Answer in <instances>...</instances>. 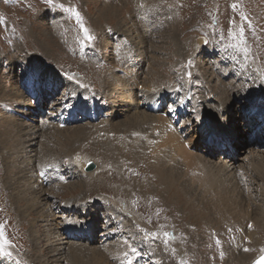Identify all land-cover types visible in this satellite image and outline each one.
I'll use <instances>...</instances> for the list:
<instances>
[{"label":"rangeland","instance_id":"1","mask_svg":"<svg viewBox=\"0 0 264 264\" xmlns=\"http://www.w3.org/2000/svg\"><path fill=\"white\" fill-rule=\"evenodd\" d=\"M140 8L144 9L146 16L157 27L156 32L150 36L142 35L144 32L139 22ZM255 9L256 14H259L258 19L261 20V16H264V0H0V120L4 119V122H0V232L3 233L0 236V264H37V258H31L33 234L31 237L30 223L35 221L34 231L41 236L47 227L51 226V222H43L44 217L54 219L50 218L53 217L50 208L56 217L61 218L68 202L73 204L81 201L87 203V216L95 217L99 231L93 241L83 238L81 233L76 232L77 236H73L75 240L72 243L80 248L75 252V255L79 253L77 264H181V260L186 256L187 264H252L263 256L264 240H256L255 235L245 237L246 235L241 234L228 240H220V229H217L219 217L210 214L211 219L207 213L202 212L201 209L206 210L204 204L197 202V196L191 198L190 193L186 191L188 187L181 185L175 196L167 189L166 183L161 184L163 178L176 181L172 177V170V176H166L164 172L157 176V172L153 173L157 165L153 164L151 167V163L135 156L131 148L124 149L125 145L121 140L126 139L125 135L118 132L116 126L102 122L106 121L107 116L99 113L100 120L98 115L92 119L89 114L84 117V111L77 110L83 108L86 113H92V109L106 112V108L112 106L111 84L113 79H120L117 77L119 71L125 69L124 55L139 56L140 65L146 71L153 57L160 65L166 66L164 72L153 76L156 82L154 86L157 88L169 86L171 82L175 84V79L182 73L183 67L187 70L186 77L191 78L194 67L191 62L188 63V58L195 53L193 44L196 43L199 47L201 42L198 38L201 37L205 38L207 43L202 44L204 49L200 53L203 50L210 53L216 59L213 64H218L215 68L219 72L222 69V73H225L229 64H233L237 58H242V54L245 60L248 56L252 57L245 63L250 64L255 78L264 88V20L256 19L253 12ZM232 16L234 17L231 18ZM81 25L88 29L93 37L91 41L84 39ZM128 36L135 37L134 42L133 38L127 40ZM121 41H125V44L122 51H119L118 43ZM135 44L143 48L136 49ZM183 45H187L188 51L178 57L177 54ZM140 51L144 53L142 56ZM102 57H107L108 64ZM30 59H34L33 66ZM39 66L42 70L37 71ZM172 67L177 73L171 74ZM47 71L60 76L67 87L75 88V92L67 98L62 95L65 99L60 97L63 105L65 103L62 106V120L51 119L52 125L58 126L57 129H42L41 133L36 135L38 140L33 142L35 146L32 144L29 151L14 150L12 154L16 140L13 138L14 131L6 120L13 124L15 130L23 121L15 119L13 115H7L2 110L15 107L19 112L24 105L29 108L37 107L42 98L41 102L44 99L48 102L44 115L49 116L51 100L57 97L59 91L56 94L48 92L47 88H53L54 80L47 83L44 75ZM134 73L137 77L138 69L129 74ZM231 74L233 78L238 77L234 72ZM227 76L229 78V73ZM127 77L128 74L123 73L121 79L125 81ZM14 84L18 90L11 91ZM124 86L120 87L124 89ZM185 90L179 89V92ZM60 92H63V88ZM83 95H88V99L93 97V102L83 100ZM241 102L245 101L240 100L239 103ZM41 110L45 112L43 108ZM178 120L180 121V117ZM205 121L199 129L201 133L213 128L212 121ZM174 122L176 124V121ZM238 126L237 130L240 131L242 127ZM74 130L80 133L75 135ZM248 146L247 144L246 147ZM243 148L240 152H243ZM244 153L242 155H245ZM166 156L171 159L167 154L154 157L162 160L166 159ZM89 163L97 164L98 169L92 174H85L84 168ZM159 164L166 163L159 161ZM31 167L37 173L38 169L46 167V170L41 171H46L54 184L46 191L45 201L49 206L45 205L48 208L43 211L50 214L48 213V217L47 214L41 217L32 212L27 216L29 222L23 220L17 211L18 205L12 196V185L17 183V174L20 171L19 175L23 177L25 170L28 173V168ZM88 175L91 177L88 178ZM41 176L39 175L41 183H38L48 186ZM15 177V180L10 181ZM85 182L87 184L84 197H81L80 191L70 190L71 184L81 186ZM114 199L120 204L117 214L125 208L132 215V219L137 220V226L132 225L135 229L127 238L119 235L114 237L111 247L101 244L100 239L104 238L108 229H113L112 226L107 228L106 222L113 223L114 216L103 212L113 208ZM211 208L220 216L221 213L217 211L220 208L215 205ZM249 210L245 212V219L241 213L237 218L257 225L259 233L264 236V231L260 232L258 228L264 227L253 219V209ZM39 217L43 218L42 221ZM227 219L235 221L234 216ZM66 221L72 224L70 226L76 225L73 218ZM50 230L54 232L50 238H60L57 232ZM242 231L249 232V226ZM61 233L65 239H61L62 241H70L64 236L63 230ZM165 233L169 234L168 237H165ZM136 238H139V241ZM5 240L7 244L4 243ZM91 244L93 249L89 251L87 247ZM82 245L87 247L81 248ZM157 246H162L164 250H159ZM63 247L57 246L56 255L61 256L59 258L62 260L59 261L61 264H74L71 258H67L68 248ZM104 247H107L106 251ZM170 248L175 250L176 258ZM43 256L51 264L52 256L47 252Z\"/></svg>","mask_w":264,"mask_h":264},{"label":"bare ground","instance_id":"2","mask_svg":"<svg viewBox=\"0 0 264 264\" xmlns=\"http://www.w3.org/2000/svg\"><path fill=\"white\" fill-rule=\"evenodd\" d=\"M139 12L141 13L139 16L140 26L144 32L142 35H152V33L156 32L157 27L146 16L144 9L140 8ZM253 12L255 13L257 20H264V16H261V20L258 19L257 15L259 14H256V9L253 10ZM233 17L234 16L231 18ZM126 31L128 30L126 29ZM131 38H133L134 42L135 37L132 36H128L127 40L130 41ZM199 39L201 46L199 45V47H197L196 43L193 44L192 48L195 53L191 51L193 54H191L192 56H189L188 58V63L191 62V65L194 67L191 71V78L186 77L187 70L183 67L182 73L178 74V78L175 79V84L171 82L169 86H161L157 88V86H154L156 82H154L153 76L164 72V67L166 66L160 65V63L153 57L150 62V66L146 71L145 69H142L140 65L139 56H135V58L131 56V54L130 57L128 55L127 58L124 55L125 69H121L122 71H119L120 73L117 77H120V79H113L114 81L111 84L112 95H110L112 96V106L109 105L106 108V112L92 109V113H86V110H83V108H81V110H77L84 111L82 112L84 117L89 114L92 119L97 115L99 116V113L107 116L108 118L106 121L102 122H108L109 125L116 126L117 131L125 135L126 139L121 140L124 142V149L126 150L127 148H131V151H134L135 156L145 162L151 163V167L153 164L157 165L155 166L153 172H157V176L160 172H164L166 176H172V170L174 175L172 177L175 178L176 181L163 178L161 179V184L166 183L167 189L174 193L175 196L177 195L181 185H183L184 188L188 187L186 191L190 193L191 198L197 196V202L204 204V208L206 210L201 209L202 212L204 211L207 213L209 217H211V215L219 217L217 229H220L219 234L222 238L220 240H228L242 234L246 235L245 237H253L255 235L256 240L263 241L264 236L259 233L257 225L254 226L250 223L240 221L237 217L241 216V213L245 219V212L250 211L249 209H253V219H256V222L262 224L264 227V88L260 86V83L255 78L252 68L249 66L250 64L247 65L245 63L246 61L252 59V57L248 56V59L245 60L242 54V58H237L234 60L233 64H229L225 73H222V69H220V73L219 70H216L215 68L218 64H213L216 59H214L210 53H207L206 50H203V52L200 53V51L204 49L202 44L204 45V43H207V40L202 37L198 38V41ZM125 41L118 43V45H120L118 46L119 51H122ZM107 42H105V45ZM128 44L130 45L131 43L129 42ZM130 46L133 47L132 44ZM135 47L136 49L139 47V50L143 48V46L140 45H136ZM187 51V45H183L180 47L177 56H182V54ZM123 52H121L122 55L124 54ZM212 52L215 53V50L212 49ZM143 54L141 52L140 55L142 56ZM102 59L108 64L107 57H102ZM220 59L222 60V58ZM33 60L34 59H30L32 66ZM197 63L199 64L196 66ZM41 65L44 67L43 62ZM161 68L162 70L160 71ZM135 69H138V73L141 78H139V75L136 77L135 73L133 75L129 74L135 72ZM36 70L39 71L42 70V68L39 66ZM127 71H129L127 73L128 77L124 81L121 79V76L123 73L127 75L125 73ZM175 71L176 70L173 69V67L170 70L171 74L177 73ZM232 72L236 73L238 77L233 78V75L231 74ZM227 73H229V78ZM44 75L47 83H52L54 80L52 83L53 88H47L48 92L56 94L57 91H59L57 97L51 100L52 105L48 111L49 116L44 115V113L47 112L45 107L48 102L46 99L41 102L42 98H40L37 107L31 106L29 108L27 105H24L23 107L21 106L19 112L16 111L17 108L15 107L10 108L9 110H2L6 112L7 115H13L15 119L19 118L18 120L23 121L19 123V127L15 130L13 124L9 120H6L8 126L13 129V138L16 140L14 149L11 151L12 154L14 150H19L20 152L22 150L27 151L31 146H33V142L38 140L36 135L39 134V132L41 133L42 129H57L58 126L52 125L51 119L56 121L57 119L62 120V106H64L65 103L63 105V101L60 97L65 95L67 98L75 92V88L73 89V87H67V84L60 76L49 71L45 72ZM120 86H124V89ZM61 88H63V92H60ZM14 89L18 90L16 84H14L11 91ZM179 89L186 90L178 92L177 90ZM86 96H84L85 98L83 100L93 102V97L88 99ZM62 98H64V96H62ZM240 100L245 102H241L240 104ZM60 106L61 109H59ZM41 108H43L45 112H43ZM184 111L189 115L185 116L183 114ZM241 111H243V117ZM174 113L177 115L179 114L180 121L177 120L179 123L176 121L175 124L174 119L176 120L177 117L172 115ZM7 115L5 116L7 117ZM255 115L258 117L256 118ZM205 119L212 121L213 128H209L205 132L201 133L199 129L202 127V123H206ZM98 120H100V116ZM1 121L4 122V119L0 120V122ZM10 123L12 125H10ZM238 125L242 127L240 131L237 130L239 127ZM9 127L6 128L8 129ZM132 128L134 129L131 130ZM73 133L76 135V133L80 132H76L74 130ZM247 144L249 145L248 147H246ZM48 145L49 144H47V146ZM242 146H244V148ZM149 148L153 151V153H150L151 150H149ZM242 148L243 152H240ZM44 149L46 148L44 147ZM33 152L29 153L33 154ZM243 153L245 155H242ZM152 154L155 157L167 154L171 157V159L166 156V159L159 160ZM43 159L45 160L44 157ZM159 161H162L167 165H161L159 164ZM48 162L50 164V161ZM33 165L30 166L33 167ZM32 167L31 169L28 168V173H26L25 170V175L23 177L19 175L21 172L20 169V172L17 174V183H14L13 185L11 184L13 186L12 196L14 197V202L18 205L17 211L21 218L23 220L26 219L27 221H29V217L27 216H30V213L32 212L39 214L38 216L41 217L42 215L44 216L47 214L48 217L49 212L43 213L45 208H48L46 206H49L45 201L47 195L46 191H48L51 186L53 187L54 184L52 180L47 178L44 179V177H46V174H44L46 171L41 170L46 167L38 169V173L35 172ZM86 168L87 167H85V169ZM97 169L98 165L95 164V168H90L88 172L84 171V173L92 174ZM47 172L50 173V171ZM22 174L24 173L22 172ZM42 174H44L42 179L49 184L46 187L43 184H39L41 183L39 175ZM89 177L91 176L88 175V178ZM15 179L16 177L11 178L10 181ZM32 180L33 182H31ZM74 184H71V189L70 187L68 189L80 191L81 197H84L87 183L85 182V184L81 186ZM198 192H200L201 195L198 194ZM205 200L206 203H204ZM112 201L114 203L113 208L107 209L103 213H111L114 216L113 218L115 220L113 223L106 222L107 228L112 226L113 229H108V231L104 234V238L100 239V241H102L101 244L104 246L110 245L111 247H113L112 242L114 237L119 235L127 238L135 229L132 228V225L137 226V220L132 219V215L125 208L119 210V214H117V209H119L120 204L115 199ZM76 203L71 204L68 202L67 207L63 209L65 212L63 211V216L61 218H58V216L56 217L52 208L49 207L51 213H53V217L51 216L50 218L54 219L44 217L43 222L45 224L47 222H51V224H49L51 226L47 227V230L44 234L42 233L43 235L41 236L37 235L36 230L34 231L36 226L35 221L30 223L32 231L30 236L32 237L33 234V249L31 252V258L32 260L37 258V260H35L37 264H49L43 256L46 252L52 256L50 262L51 264H61L59 261V257L61 256H57L56 253L58 252V248H62V246L68 248V250L65 249L67 251V258H71L73 263L77 264V260H79L77 255L79 253L75 255V252L80 250V248L72 243V241L74 242L75 240L73 236H77V233H81L84 236L83 238L88 240H94L95 237L98 236L97 232L99 231V228L98 224L94 220L95 217L87 216L89 214L86 208L87 203L82 201L80 203L78 202L77 204H80L81 206ZM213 205L220 208L217 209L218 213H221L220 216L212 210L211 207ZM229 209H231L232 213H230L231 211H229ZM221 216L225 218L234 216L235 221H230L227 218H222ZM68 218H73L76 225L70 226L72 224H69L66 221ZM42 219L40 220L42 221ZM62 221L66 222L61 223ZM81 221L83 222L80 223ZM223 222H225V224ZM95 224L96 226H94ZM247 226H249V232L242 231V229ZM258 228L260 232L264 231V228ZM50 229L57 232L60 238H50V236L54 233ZM61 230L64 231V236L70 241H62L65 239L62 236ZM132 236L134 237V235ZM136 240L139 241V238H136ZM86 247V245H82L81 248ZM157 247L159 250H164L162 246ZM87 248H89V251H92V244ZM106 248L107 247H104V250ZM203 248H205V245ZM173 253L176 258L177 255L174 249ZM185 255H187L186 250ZM185 258H187V256ZM185 258L181 260V262L187 264L185 262ZM237 259L240 260L239 258Z\"/></svg>","mask_w":264,"mask_h":264},{"label":"snow or ice","instance_id":"3","mask_svg":"<svg viewBox=\"0 0 264 264\" xmlns=\"http://www.w3.org/2000/svg\"><path fill=\"white\" fill-rule=\"evenodd\" d=\"M81 29L84 33V39L91 41L93 39V37L89 34L88 29L85 28L83 25H81ZM241 35H243L242 31H241ZM2 235H3V233L0 232V236H2ZM164 235H165V237H168L169 234L165 233ZM4 243L7 244L8 243L7 240H5ZM219 243H220L219 240H217V244H219ZM4 254L9 255V253H4ZM181 264H184V262H181ZM255 264H264V256H261L257 261H255Z\"/></svg>","mask_w":264,"mask_h":264},{"label":"water","instance_id":"4","mask_svg":"<svg viewBox=\"0 0 264 264\" xmlns=\"http://www.w3.org/2000/svg\"><path fill=\"white\" fill-rule=\"evenodd\" d=\"M93 167L95 168V166H94L93 164H91V165H88V166H87V168L85 169V171H86V172H88V171H89V169H90V168H93ZM254 264H255V263H254Z\"/></svg>","mask_w":264,"mask_h":264}]
</instances>
